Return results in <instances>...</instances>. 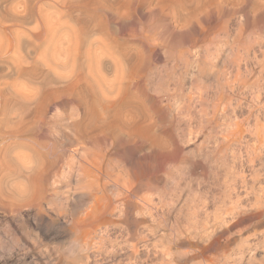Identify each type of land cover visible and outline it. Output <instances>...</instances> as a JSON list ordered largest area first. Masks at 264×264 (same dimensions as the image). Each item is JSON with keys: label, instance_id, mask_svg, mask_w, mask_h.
I'll list each match as a JSON object with an SVG mask.
<instances>
[{"label": "rangeland", "instance_id": "obj_1", "mask_svg": "<svg viewBox=\"0 0 264 264\" xmlns=\"http://www.w3.org/2000/svg\"><path fill=\"white\" fill-rule=\"evenodd\" d=\"M263 125L264 0H0V264H264Z\"/></svg>", "mask_w": 264, "mask_h": 264}, {"label": "bare ground", "instance_id": "obj_2", "mask_svg": "<svg viewBox=\"0 0 264 264\" xmlns=\"http://www.w3.org/2000/svg\"><path fill=\"white\" fill-rule=\"evenodd\" d=\"M19 84H21V83H19ZM23 85V84H22ZM13 86H15V88H16V86H18L17 84L15 85V84H13ZM21 88V87H20ZM23 88H24V85H23ZM22 89V88H21ZM15 90H17V89H15ZM19 91V90H18ZM21 91V90H20ZM24 91V90H23ZM20 93V92H19ZM17 94V93H16ZM20 95V94H19ZM19 97V96H18ZM22 98V97H21ZM33 99V98H32ZM23 108H24V105H23ZM260 122V121H259ZM262 124V123H261ZM259 125H260V123H259ZM257 126V125H256ZM260 127V126H259ZM257 129H258V126H257ZM259 130V129H258ZM257 130V131H258ZM260 132V131H259ZM246 137V136H245ZM258 138V137H257ZM256 138V139H257ZM251 144V143H250ZM249 144V145H250ZM257 147H258V145H257ZM22 152V151H21ZM17 154V153H16ZM258 158H260V161H262V164L264 165V125L261 127V132H260V135H259V153H258ZM18 157V156H17ZM254 157V156H253ZM257 157V156H256ZM256 157H254V158H256ZM23 159V158H22ZM254 160V159H253ZM95 165H96V163H94ZM84 166V165H83ZM81 167H82V165H81ZM84 168H85V172H87V174H88V172L90 173V171L92 170V168H91V170H90V166H89V163H88V165H86L85 164V166H84ZM90 170V171H89ZM21 171V170H20ZM20 171H19V173H20ZM253 174V173H252ZM89 175V174H88ZM88 177H90V175L88 176ZM94 182V181H93ZM25 184V183H24ZM23 184V185H24ZM93 186V184H90V186ZM95 186V185H94ZM95 187H97V186H95ZM89 189V188H88ZM91 189V188H90ZM20 190V189H19ZM21 190H24V189H21ZM95 190V189H94ZM22 192V191H21ZM19 194H20V192H19ZM19 194H17V195H19ZM26 194V193H25ZM21 195V194H20ZM16 196V195H13L12 196V199L13 200H15V201H19V200H22V195L21 196ZM96 204H99L98 202L96 203ZM103 204H104V202H103ZM107 204V203H106ZM105 204V206H107ZM262 204V203H261ZM264 205V204H263ZM98 206V205H97ZM99 206H100V204H99ZM96 207L95 208V210H93L92 211V209H91V212L92 213H94V212H96L97 213V210H100L101 208L100 207H102V206H100V207ZM95 207V206H94ZM105 208V207H104ZM41 209V208H40ZM39 209V210H40ZM263 209H264V206H263ZM42 210V209H41ZM244 210V209H243ZM258 210V209H257ZM104 211V210H103ZM103 211H102V213H103ZM89 213L90 214V216H92V213ZM99 212V211H98ZM99 213H101V212H99ZM262 215V214H261ZM96 216V215H95ZM101 216V215H100ZM104 216V215H103ZM87 217H89V216H87ZM98 217V216H97ZM91 218V217H90ZM95 218V217H94ZM99 218V217H98ZM97 220V219H96ZM103 220V219H102ZM105 220V221H104ZM103 221L104 222H108V221H111V220H109L108 218H105ZM91 222V221H90ZM89 222V223H90ZM74 224H73V227H72V231L74 232V233H76L77 235H78V238H77V240H76V242L79 244V245H83L84 244V242H85V215L84 216H79V217H76L75 219H74V222H73ZM101 223H102V221H101ZM104 224V223H103ZM86 225H87V222H86ZM93 227H95V226H93ZM95 229V228H94ZM86 236H87V238H88V241H91V237H90V233L89 232H87V234H86ZM58 237V236H57ZM216 240V239H215Z\"/></svg>", "mask_w": 264, "mask_h": 264}]
</instances>
